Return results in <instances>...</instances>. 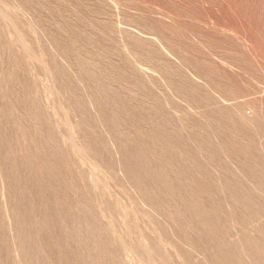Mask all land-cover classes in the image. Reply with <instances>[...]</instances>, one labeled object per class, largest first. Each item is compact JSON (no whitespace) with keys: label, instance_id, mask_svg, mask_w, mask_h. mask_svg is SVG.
<instances>
[{"label":"bare ground","instance_id":"obj_1","mask_svg":"<svg viewBox=\"0 0 264 264\" xmlns=\"http://www.w3.org/2000/svg\"><path fill=\"white\" fill-rule=\"evenodd\" d=\"M52 1L0 0L8 8L18 4L21 13L0 7V171L8 170V162L15 172V182L6 187L13 228H26L14 244L5 242L0 264H19L15 247L22 264H179L174 252L182 264H247L245 258L264 264V197L257 200L246 183L224 173L221 180L236 207L225 213L217 200L220 184L208 169L223 167L227 154L252 180H264L256 140L261 121L251 130L241 107L225 106L241 93H227L220 85L209 91L180 73V85L168 81L201 113L184 111L175 119L169 109H184L174 103L168 109L160 83L134 72L107 35L115 30L108 2L94 0L89 12L86 0H56L58 10ZM70 4L78 19L61 22L59 7ZM22 19L32 30L39 23L43 31L37 35L43 66L32 59L36 45L32 31L20 28ZM88 29L91 37L85 35ZM124 34L127 41L132 37ZM38 76H51L59 95ZM113 85L116 91H108ZM139 85L155 116L145 114V106L129 93ZM91 162L122 191L97 178ZM257 184L264 193V182ZM8 231L2 215L0 234ZM197 254L203 258L198 263Z\"/></svg>","mask_w":264,"mask_h":264},{"label":"rangeland","instance_id":"obj_2","mask_svg":"<svg viewBox=\"0 0 264 264\" xmlns=\"http://www.w3.org/2000/svg\"><path fill=\"white\" fill-rule=\"evenodd\" d=\"M86 1L89 6V12H94V0ZM101 1L108 2L112 9L114 19L111 20L115 25V30L107 35L115 39L120 45L122 58L134 66V72L138 74L144 73L146 79L149 80L152 77L160 83L164 96L163 103L168 109L171 103L184 109L175 110L171 107L169 109L171 116L177 115L174 118L178 119L184 111L191 113L195 117L201 113L200 108L193 107L188 99L175 93L174 85L168 81L171 77L175 81L173 83L180 85L182 82L180 73L209 91L210 86L213 85H220L224 90L226 89L227 93L234 94L238 91L241 95L240 97L238 96L237 101L226 102L225 106L232 109H236L237 106L241 107V117L249 124L248 127L251 130L256 127V119L261 121L263 130L261 133L256 134V140L259 144L258 155L264 160V0ZM56 2V0H53L51 5L52 8L57 7L56 9L58 10L59 5ZM3 4L1 3L0 7L6 8L4 12L7 9H11L16 15H21L18 4L9 8L6 7L5 3ZM69 7L66 10H63V8L61 10L59 7V12L64 11L63 15L62 12L57 14L61 22L63 20L66 22L65 19L67 17V21L70 23L76 21L75 17L78 19L76 6L70 4ZM62 16L63 18H61ZM29 20L31 21V17ZM43 21L48 22L47 19ZM38 25L39 23L35 24V30H32L33 28L27 20L22 19L20 28L32 31V41L36 45L37 55L32 54V59L35 60L38 66H43L45 62L44 52L37 39V35L39 33L42 34L43 31ZM124 31L132 36L130 40L127 41ZM88 32L89 29L86 30L85 35H88L86 37H91L93 35L92 31L89 32L90 34ZM25 42L28 46L31 45L27 38H25ZM85 52L88 51L86 50ZM71 53L79 57L85 56L74 51ZM143 55L146 56L145 60H143ZM116 58L117 63L128 69L120 62L119 57ZM49 73H51V70H49ZM38 77L46 87L59 95L51 76L50 78ZM139 86L135 90H129V93L145 106V114L148 113L150 116H155L154 113L151 115L152 113L149 112L147 104L143 101L142 88L141 85ZM115 87L116 85L111 86V88L109 86L108 91H116L117 87ZM156 89L161 93L160 88ZM110 110L111 108H109ZM256 115H258L257 118ZM171 137H175L174 134H171ZM185 140L186 138L184 137L183 141ZM186 144L193 146L196 155H199L197 150H200V148L197 143L194 145L193 142L188 141ZM155 149L159 150L160 146L155 145ZM199 156L202 160L206 158V155L203 154ZM221 160L223 161V167L209 165L208 169L211 173V179L217 180L220 184L221 192L217 195V200L223 204L225 213L227 211L234 212L236 207L229 201L224 182L221 180L224 173L229 174L233 179L246 183L249 190L253 191V193L255 192L257 200L260 197H264V193L258 190L257 184L258 182H264V180H252L246 175L240 162L227 154H223ZM86 161L88 160L86 159ZM90 164L97 178L100 180L104 179L105 183L116 192L122 191L117 184L112 182L107 171L98 162L95 165L92 162ZM255 166L258 167L257 164ZM9 167L10 163L7 162L6 169L8 170L0 171V217L2 215L6 217V224L9 228L6 236L0 234V257L3 260L6 259V252L3 250L5 242L10 241L14 244L16 236L26 232L23 224H20L17 230L13 228L15 218L9 205L6 187L8 183L15 182L13 177L15 172ZM118 172L121 171L119 170ZM256 173H259V171ZM118 174L121 177L123 173ZM123 201L130 206V209H133V205L128 199ZM263 220L264 217L260 221ZM237 239L238 233L234 231L232 240ZM168 247L169 249L171 248L169 244ZM43 248H49L46 240H43ZM171 249L175 251L173 248ZM14 252L19 264H22V258L19 256L16 247ZM173 254L176 256V261L178 260L179 264H182L183 258L175 252ZM202 259L201 254L196 255L197 263ZM245 261L249 264L248 258H245ZM136 263L140 264L141 261L137 260Z\"/></svg>","mask_w":264,"mask_h":264}]
</instances>
